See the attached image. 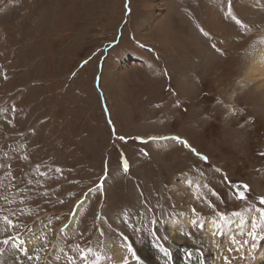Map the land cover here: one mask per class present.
<instances>
[{
    "label": "rangeland",
    "instance_id": "374dc122",
    "mask_svg": "<svg viewBox=\"0 0 264 264\" xmlns=\"http://www.w3.org/2000/svg\"><path fill=\"white\" fill-rule=\"evenodd\" d=\"M249 1L0 0V264H242L264 241Z\"/></svg>",
    "mask_w": 264,
    "mask_h": 264
},
{
    "label": "bare ground",
    "instance_id": "6f19581e",
    "mask_svg": "<svg viewBox=\"0 0 264 264\" xmlns=\"http://www.w3.org/2000/svg\"><path fill=\"white\" fill-rule=\"evenodd\" d=\"M246 1V0H245ZM248 2H250L249 0H247ZM245 3V5H247V3ZM244 5V6H245ZM260 5V4H259ZM259 7V6H258ZM260 9V8H259ZM264 9V8H263ZM261 27V26H259ZM213 29V28H212ZM224 34V33H223ZM227 37V36H226ZM256 56V55H255ZM249 67H250V70L248 72V74L250 76H253L255 77L256 79H260L262 84L264 83V48H261L259 50V52L257 53V56L254 57L252 59V61L250 62L249 64ZM249 78V77H248ZM252 78V77H251ZM255 81V80H254ZM253 81V82H254ZM258 81V80H257ZM264 100V99H263ZM77 212V209L75 211V213L73 214L72 216V220L74 218V215L76 214ZM185 226L187 227H196L197 225H199V227L204 231V232H207L208 235H215L217 234L219 237L221 238H224L226 239L225 240V246H227V241H229L230 243L231 242H235V241H238L237 239V234H242L244 233V231H246L243 227L242 228H239V227H233V228H236V231L237 233H233V230H230V228H227V229H224V227L226 226H221V225H218L214 222H199L198 220H196L194 217H191V218H187L185 220ZM73 221H71L72 223ZM74 225V224H73ZM182 225V224H181ZM179 226V225H177ZM183 226V225H182ZM181 226V227H182ZM231 227V226H229ZM174 230H171L172 232H174L176 230V226H174ZM180 229V228H179ZM69 235V234H68ZM253 237V235L247 237L243 242L242 244L239 243V245L236 246L235 243H232V244H235V255H239V262L242 263V264H264V241L262 243H259L257 245L254 244V241L251 239ZM230 238L234 239V240H229ZM218 243V242H217ZM238 244V243H237ZM247 244V245H246ZM215 245V243H214ZM246 245V247H245ZM224 246V247H225ZM239 248V249H237ZM227 249V253H231V250H230V246L226 247ZM246 249H248L251 253L253 251H255L254 253L256 254L255 257H254V260L252 259L253 257L250 256V255H246L248 253V251L246 252ZM238 250V251H236ZM121 251V249H120ZM221 253V252H220ZM223 254H226L227 255V258L228 260H230V258L228 257V254L226 252H222ZM234 254H229V256H234ZM221 256V255H220ZM220 256H218V258H220ZM247 256V257H246ZM121 257V256H119ZM248 257L249 258V262H244V260H246ZM142 260V259H141ZM146 262V261H145ZM238 262V263H239ZM228 263V261L226 262ZM225 263V264H226ZM237 263V261H236ZM146 264V263H145ZM148 264V262H147ZM219 264H223L221 261L219 262ZM234 264V263H233Z\"/></svg>",
    "mask_w": 264,
    "mask_h": 264
},
{
    "label": "snow or ice",
    "instance_id": "6c2138e0",
    "mask_svg": "<svg viewBox=\"0 0 264 264\" xmlns=\"http://www.w3.org/2000/svg\"><path fill=\"white\" fill-rule=\"evenodd\" d=\"M229 14L231 15V12H230ZM232 19L235 20V22H236L237 24H240V25L243 24V22H242L240 19H238L237 17H235V16H232ZM205 35H207V33H205ZM176 139H177V141H178L179 143L183 144L185 147H189V148H191V146L187 143V141H182V140H180L179 138H176ZM192 151H195V149H192ZM25 158H26V157H25ZM201 158L204 159V160H207V159H208L206 156L201 157ZM128 170H129V169H128V167H127V163L125 162L124 171L127 172ZM217 171H219V169H217ZM245 187H247V186H245ZM239 198H241V199L244 198L243 193H240V194H239ZM260 202H261V204H264V197H261ZM260 213H261V219H262V222H264V208L260 209ZM221 218L223 219V217H221ZM3 219H4L9 225L12 224V221L9 220L8 217H4ZM256 227H257V225L254 224V225H253V229H255ZM250 235H253V237L255 238V232L250 233ZM2 243H4V244H8V243H9V240H8V239H5ZM13 248L19 249V250H21V251H25V254H27V251L24 250V249H22V248H20V245H18V244H13ZM129 250H131V249H129ZM161 251H163V252L165 253V255H167V249L161 247Z\"/></svg>",
    "mask_w": 264,
    "mask_h": 264
}]
</instances>
